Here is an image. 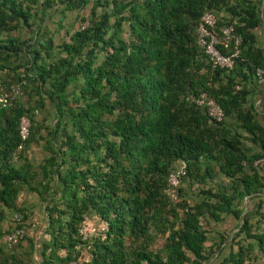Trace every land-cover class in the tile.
<instances>
[{"label":"trees","instance_id":"1","mask_svg":"<svg viewBox=\"0 0 264 264\" xmlns=\"http://www.w3.org/2000/svg\"><path fill=\"white\" fill-rule=\"evenodd\" d=\"M89 4L87 25L56 45L45 21ZM206 12L217 15L208 29L219 36L232 26L228 47L216 45L231 68L214 65L197 44ZM263 17L264 0H0V224L7 213L11 220L0 227V264H33L36 254L41 264L264 260V231L239 207L264 189L254 166L264 160V95L252 101L264 80ZM202 94L221 107L222 122L187 101ZM47 106L51 126L35 119ZM32 145L46 153L38 164L28 158ZM180 165L185 176L169 188ZM217 174L230 185L206 188ZM185 183L198 184L201 199L182 198ZM22 192L44 203L46 228L8 248L5 237L26 230L30 216ZM224 215L238 231L210 240L205 225ZM93 219L104 231L84 241L79 229ZM158 235L163 245L153 249ZM23 243L26 261L17 254Z\"/></svg>","mask_w":264,"mask_h":264},{"label":"built area","instance_id":"2","mask_svg":"<svg viewBox=\"0 0 264 264\" xmlns=\"http://www.w3.org/2000/svg\"><path fill=\"white\" fill-rule=\"evenodd\" d=\"M218 21V17L213 12H206L202 18L201 23L197 29V44L199 48L209 56L214 65L221 68H231L232 62L228 57L222 56L216 49V45L220 44L227 48L232 35V26H224L221 30L222 35L219 36L216 32L210 31L208 28H213ZM240 38L235 37V43L238 44ZM187 101L200 108L210 119L211 122L219 123L225 119L223 110L221 107L206 94H202L199 97L188 96ZM29 136V120L24 117L20 122V137L23 141H26ZM185 176L184 166H176L169 175L168 184L169 188H176L180 183V179ZM19 221L18 215L12 216V221ZM104 228L94 227L88 224H83L79 229V234L82 240L86 241L92 235H98L103 232ZM26 234L24 227L16 228L11 234L5 237V244L10 248L17 240L22 239ZM72 264H77L73 262Z\"/></svg>","mask_w":264,"mask_h":264},{"label":"rangeland","instance_id":"3","mask_svg":"<svg viewBox=\"0 0 264 264\" xmlns=\"http://www.w3.org/2000/svg\"><path fill=\"white\" fill-rule=\"evenodd\" d=\"M90 10H91V4L87 5L83 10H80L79 12H67L65 13V16L63 18H61V15L56 14L51 19L46 20L45 25L47 26L48 31L52 35V38L54 39L55 44L58 45L63 40L68 41L70 34H72L77 29H80L81 27H85L87 25V22L85 20L89 18ZM67 31L69 32V35H66ZM21 36L23 38H27L29 37V34L25 30L22 32ZM18 94L20 93H17V94L15 93V96ZM4 96L0 97L1 101H4ZM258 100H259V97L254 98V102ZM35 119L39 121L44 119L43 114L38 113ZM55 119L56 117L54 115L53 118L51 119L45 118L44 120H45L46 125L51 126L52 124L55 123ZM31 147H35V146L32 145ZM45 156H46V153H45ZM36 158H39L40 161L43 159L40 157L39 153H37ZM37 162L38 161H34V164L39 163ZM181 189L183 190L182 198L184 197L188 201V203L191 204L193 201L197 200V184L196 183H194L192 186H189L187 183H185L184 185H182ZM176 199H177V192L173 194V200L176 201ZM42 206L44 210V204ZM29 215H30L29 219L26 221L27 222L26 231L30 239L37 241L43 236L45 232V228H46L45 224L47 222V218H46V215L44 214V211H42L41 209L40 210L34 209L30 211ZM10 223H11V220H10ZM90 224H92L94 227H97V228L102 227V225L98 224V222H96L94 219L92 220ZM205 227L207 228L208 237L210 240H214L217 237V233L221 234L224 238L231 236L229 231L222 230L223 226L220 225V223H216L212 220H209L208 223L205 225ZM163 242H164L163 236L158 235L152 248L160 249L163 245ZM208 245L209 243H207V246ZM227 249L228 247L224 250V253L227 252ZM28 251H29V248H28L27 243H23L22 248L17 250V254L18 256L21 257V259L23 258L24 261H26L27 260L26 254ZM21 252H23V255L20 254ZM33 259H34L33 264H37L39 256L36 254ZM215 263H216V260L214 258H210V260L206 264H215ZM253 264H264V260L262 258L257 259V261H255Z\"/></svg>","mask_w":264,"mask_h":264},{"label":"crops","instance_id":"4","mask_svg":"<svg viewBox=\"0 0 264 264\" xmlns=\"http://www.w3.org/2000/svg\"><path fill=\"white\" fill-rule=\"evenodd\" d=\"M263 19H264V17H263ZM256 34H257V37H258V40H259L261 46L264 47V20H263V23L260 25V27L256 30ZM256 94H257L256 97H259V100L255 101V103H256L255 105H257V104L260 105L261 104L260 99H261L262 95H264V80L261 82V85L259 86ZM252 101L254 102V98L252 99ZM43 117H44V119L45 118L51 119L54 117V113L52 112L51 109H49L48 106L46 107V110L43 113ZM253 150H256V148L253 147ZM37 153H39L41 158L45 157V152L43 151V149L41 147H31L28 150V158L32 162H34V161L40 162L39 158H36ZM254 166L260 167L262 170L261 174L264 175V160L254 162ZM229 185H230V183H229L228 179L224 178L220 174H217L213 177V179L211 181L208 182V185L206 188L211 187V188H214V190H216V189L223 190L224 188H227ZM199 190H200V186L197 184V200L201 199L198 196ZM259 202H262V205H261V209L257 213ZM18 203L23 208L27 209L29 211V213H30V211H32L34 209H36V210L41 209L42 211H44V214H45V210H43V208H42L43 207L42 205L44 203H42V201L34 193L22 192L19 195ZM40 204H41V206H40ZM239 207L243 210L242 218L248 219V222L251 224V226H253V230L263 232L264 231V189L257 196H255L253 194L249 197L244 198L243 202L239 205ZM9 220H10V214L7 213L5 218L3 219V221L0 224L2 231L8 227V225L10 223ZM219 223H220V225L223 226L222 230L229 231L231 236H229L228 241H230L231 238L233 237L234 233L237 232L239 229L238 221L234 220L233 217H231V216H228V215L225 216L224 215V216H222V220ZM217 234H219V233H217ZM217 238H218V236L215 239H217ZM227 247L229 248V243H227ZM258 259H260V258H258ZM37 264H41L40 261H38Z\"/></svg>","mask_w":264,"mask_h":264}]
</instances>
